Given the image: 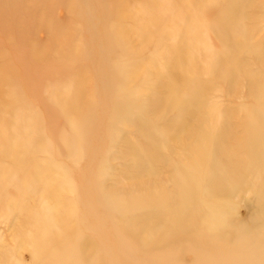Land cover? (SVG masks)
I'll return each mask as SVG.
<instances>
[{
	"label": "bare ground",
	"instance_id": "bare-ground-1",
	"mask_svg": "<svg viewBox=\"0 0 264 264\" xmlns=\"http://www.w3.org/2000/svg\"><path fill=\"white\" fill-rule=\"evenodd\" d=\"M106 1L107 10L103 9L106 7L103 4L105 6L100 8L97 18L104 24L95 50L100 59L98 65L101 74L105 69L110 73L106 80L110 78L108 91L111 99L114 102L124 101L123 106H117L120 110L114 111L112 115L121 117L120 125L124 129L136 121L135 128L139 136L151 145L148 154H144L137 144L127 142L132 168L146 175L148 161H151L152 176L157 163L166 166L162 152L167 150L169 142H178L181 140L179 136L195 125L190 124V120L209 121L203 128L215 129L216 136L208 138L202 132L200 138L183 145L177 161L170 162L171 195L163 191H151L152 186L148 187L147 181L142 186L141 195L121 193L120 196H113V192L96 189L95 205L106 212L105 216L111 222L114 240L109 243L104 237L83 234L77 226L78 208L89 206V199L83 193L89 179L84 176L76 183L72 182L66 169L49 159L40 163L34 158V155L48 150L43 145L45 137L38 135L39 117L20 109L14 86L9 87V81H3L5 90L3 97L0 95V211L12 213L20 219V224L30 230L38 251V233L50 232L49 239L44 242L53 244L51 256L41 257V264H148L149 261L151 264H187L177 261V252L183 249L182 243H189L188 252L194 256L192 264H264V222L259 221L260 224L255 225L256 228L253 227L249 233L245 227L232 224L225 212L230 198L236 197L242 190L244 195L250 196V201L257 205L261 217H264V79L256 75L258 70L264 69V41L258 45L249 43L253 29L247 30L243 23V8L249 0H222L221 20L212 29L220 47L218 51L210 53L203 43L197 41L199 24L194 17L197 8L205 0L185 3L172 0L167 9L168 14L160 20L145 17L130 5L129 0ZM147 3L142 2L146 12ZM73 7L86 12V4L82 0L73 2L70 8ZM123 16H132L136 20L135 28L142 31V38L145 33L154 36L161 29L162 41L173 39V45L164 51L168 54V64L173 73L168 85L163 87L162 96L155 97L157 109L155 114L153 112L156 123L165 112L174 113V122L169 128L144 119L150 98L143 94L146 80L140 81L134 77L136 63H124L116 59L103 65L111 46L118 48L122 55L135 54L129 48L126 37L129 29L120 20ZM261 20L264 18L254 19L252 28H256ZM166 26H170L173 31L168 33ZM160 43L156 42L155 45L160 46ZM77 50L76 55L85 54L82 46L77 47ZM201 52L208 53L206 66L199 63ZM244 54L255 57L260 69L251 71L240 59ZM150 64L151 72L161 74L153 70L155 57ZM201 70L225 84L238 80V77L250 84L255 101L252 106L238 111L244 119L238 124L244 130L241 140L233 137V128L229 132L232 125L223 122L225 115L215 108L204 109L202 92L209 84L200 80ZM76 78H79V74ZM118 82L131 83V86H118ZM60 92L63 97L62 100H56V111L60 110L68 118V131L63 133V137L59 134L53 139V148L65 155L76 156L81 149L80 130L84 128L83 123L93 118V109L86 107L77 111V119L73 120L72 113L67 109L72 103V95L77 97L79 89L70 86L65 88L64 93ZM211 119L217 120V123L211 122ZM114 130L115 126L110 125V122L105 127L104 132L110 143L115 137L112 134ZM101 164L102 161L97 172L99 185L103 178ZM6 167H11L10 171L5 172ZM9 175L16 179L20 176V179L13 194L5 195L2 190L8 184L6 176ZM33 194L39 195L43 202H51L56 208L49 213L45 209L39 212L40 204L30 202ZM257 227H263V231L257 232ZM119 228L125 233L123 236H118ZM149 247L154 249L151 258H147ZM230 247L235 249L231 255L218 251ZM119 249L121 256L117 260L115 254ZM67 256L68 259H62Z\"/></svg>",
	"mask_w": 264,
	"mask_h": 264
},
{
	"label": "rangeland",
	"instance_id": "rangeland-1",
	"mask_svg": "<svg viewBox=\"0 0 264 264\" xmlns=\"http://www.w3.org/2000/svg\"><path fill=\"white\" fill-rule=\"evenodd\" d=\"M75 1L0 0V95L2 96L5 90L2 82L9 81V87L14 86V91L18 94L17 102L19 108H23L39 117L38 135L45 137L43 145L48 150L43 154L34 155L35 159L40 163L49 159V161L66 169L72 182L76 183L80 177L84 176L85 179H89V184H85L87 187L83 192L89 199V206L78 208L77 226L83 234L88 233L91 236H95V238L104 237L107 242L113 243L114 237L110 228L111 222L105 216L106 212L98 208L94 202V200L96 201V196L94 195L96 189L113 192V196H120L121 193L141 195L142 186H145L147 181L148 187L152 186L151 191L161 193L163 191L171 195L173 189L169 177L170 162L177 161L183 145L193 139L200 138L202 132L208 138H212L216 134L215 129L203 128V125L209 123V121L204 119L190 120L189 123H194L195 125L189 127L185 133L181 134L179 136L181 140L178 142H169L167 150L162 152L166 166L162 163H157L152 176L150 172L151 161H148L146 175L140 174L132 168L127 142L137 144L144 154L146 152L148 154L151 145L149 146L148 142L145 143L144 139L139 136L135 128L136 121H133L132 125L124 129L120 125L122 123L121 117H113L112 115L114 111L120 110L117 106H123L124 101L121 99L114 102L111 99L110 91H108L110 78L106 80L110 73L105 69V72L101 74V69L98 65L100 59L95 50L98 44L97 38L101 33L102 24H104V22L100 23V19L97 18L100 15V8L105 6L103 4H106L103 9L107 10V1L82 0L86 4L85 13L78 7L70 8ZM145 1H148L147 12L142 5V2ZM189 1L181 0L183 3ZM171 2L172 0H129L130 5L136 8L138 12H142L145 17L155 20H160V18L168 14L167 9ZM97 3L99 6L96 7ZM202 3L194 14L199 24L197 41L204 44L208 53L211 51L216 52L220 44L212 29L221 20L223 2L222 0H205ZM263 5L264 0H249L247 6L243 8L245 16L243 20L244 26L247 30L253 29L249 36L250 44L258 45L264 41V20H261L256 28H252L254 19L264 18ZM86 13L88 14L84 15ZM120 20L129 29L126 37L129 48L135 54L122 55L118 48L111 46L108 51V57L104 58L103 65H107V63L116 59L124 63H136L134 77L140 81L146 80L143 86V94L150 98L148 112L143 116L146 121L156 123V118L153 115V112L155 114L157 109L155 97L162 96L164 93L163 87L168 85L173 73L172 67L168 64V54L164 52L168 50L166 48L173 45V39L166 38L162 41L161 29L154 36L150 33H145L142 38V31L135 28L136 20L132 16H123ZM166 31L171 33L173 29L170 26H166ZM156 42H161L160 46H156ZM76 46L78 48L82 46L85 54L76 55L78 51ZM161 51L163 53H160ZM208 53L201 52L198 56L199 63L201 62L204 66L208 62L206 58ZM153 57H155L153 70L161 74L150 71V62ZM240 59L246 66H249L251 71L256 72L257 69H260L257 66L258 61L252 55L244 54L240 56ZM77 74H79L78 79L76 78ZM256 75L260 79H264V69L258 70ZM42 80L44 82L47 80L48 83L46 81L44 84ZM200 80L209 84L202 92L204 109L215 108L223 116L225 115L223 122L225 121L228 125H232L229 132L233 128V137L241 140L244 130L238 124L240 120L244 122V119L243 115H240L238 111L252 106L255 101L251 94L250 84L241 77H238V80L235 79L230 84H225L217 78L205 74L202 70ZM117 85L130 87L131 83L122 84L118 82ZM70 86L73 89L76 87L79 89L77 97L72 95V103L67 109L69 113H72L71 117H73V120L77 119V111L86 107L93 109V118H89L86 124L83 123L84 128L80 130L81 149L76 156L65 155L53 148V139L59 134L63 137V133L68 131V118H65L59 112L60 110L56 111L58 110L56 100H62L63 95L60 91L64 93L65 88H70ZM0 99L2 98L0 97ZM46 99L49 100L46 101ZM173 115L175 114L165 112L156 125L169 128L172 125L171 123L174 122L172 120ZM203 117L207 118L206 116ZM109 122L110 125L115 126V130L112 133L115 137L112 143L107 140L104 132ZM211 122L217 123V120L211 119ZM11 128L13 129L14 127ZM30 135H33V133H30ZM228 143L231 144V141H228ZM100 161H102L103 178L99 185L97 182L100 177L97 172L99 171ZM4 163L7 164L6 162ZM10 169L11 167H6L5 172L10 171ZM147 173H150V175H147ZM3 178L5 177L3 176ZM6 178L8 184L2 191L5 195H12L20 176H18V179L10 175L6 176ZM94 180L95 182H93ZM155 188L156 190H154ZM30 202L40 204L38 206L39 212L45 209L49 213L56 208L47 200L45 202L41 201L40 196L37 194L32 195ZM228 203V208L225 209L227 216H229L228 220L234 225L245 227L247 232L250 233L253 227L256 228L255 225H259V221L264 222V217H261V213L256 207L257 205L251 202L250 196L244 195L242 190H239V194L236 197H231ZM28 206H31V204H28ZM256 231L262 232L263 227L256 229ZM160 232L162 233V231ZM49 233H38L39 239H36L39 247L38 251L30 230L20 224V219L12 213L0 211V264H41L39 262L41 257L49 258L51 256L50 251L53 244L44 242L49 239ZM117 233L118 236L125 234L121 228H119ZM181 246L183 249L179 253L177 252V261L192 264L194 256L188 252L189 243H182ZM207 247L211 249L209 246ZM153 251L152 247L147 249V258L152 257ZM218 251L231 255L235 249L232 247L229 249L220 248ZM120 252L121 249L116 251L117 260L121 256ZM157 252L159 251L157 250ZM68 258L67 256L62 259ZM148 264H151V262L149 261Z\"/></svg>",
	"mask_w": 264,
	"mask_h": 264
}]
</instances>
